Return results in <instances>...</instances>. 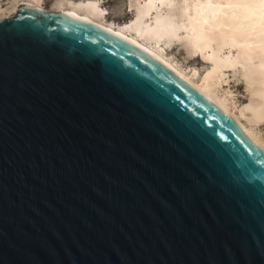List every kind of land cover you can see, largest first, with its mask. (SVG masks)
Segmentation results:
<instances>
[{"label":"water","instance_id":"95a60500","mask_svg":"<svg viewBox=\"0 0 264 264\" xmlns=\"http://www.w3.org/2000/svg\"><path fill=\"white\" fill-rule=\"evenodd\" d=\"M0 264H264V151L145 49L21 3L0 18Z\"/></svg>","mask_w":264,"mask_h":264},{"label":"bare ground","instance_id":"6f19581e","mask_svg":"<svg viewBox=\"0 0 264 264\" xmlns=\"http://www.w3.org/2000/svg\"><path fill=\"white\" fill-rule=\"evenodd\" d=\"M21 3L45 9L43 0H11L13 13ZM127 8L132 17L124 23L107 19L102 0H54L49 9L79 15L145 49L205 91L264 151V138L246 124L264 120V0H128ZM174 46L200 55L207 71L197 79L170 57L165 47ZM225 70H238L250 90L238 111L218 94Z\"/></svg>","mask_w":264,"mask_h":264},{"label":"rangeland","instance_id":"374dc122","mask_svg":"<svg viewBox=\"0 0 264 264\" xmlns=\"http://www.w3.org/2000/svg\"><path fill=\"white\" fill-rule=\"evenodd\" d=\"M53 2L54 0H43L42 6L45 9H49ZM102 3L103 7L107 10L108 20L117 23H124L129 21L132 17V14L127 8L128 0H102ZM0 4L2 8L0 18L4 16H11L15 13L12 11L14 10V7L12 10L10 9L11 0H0ZM165 48L167 49L166 51L169 55L171 54L170 57L179 65L191 71L195 70L197 79H199V77L207 71L209 63L204 61L200 55L192 57L180 47L177 48L174 46L172 50H169L167 47ZM224 73L225 81L222 83L223 86H218V94H222V92L225 93V95L228 96L230 103H232L235 111H238L241 106L249 102L251 96L250 90L238 70H225ZM246 124L258 130L264 138V120L251 124L250 122H246Z\"/></svg>","mask_w":264,"mask_h":264}]
</instances>
